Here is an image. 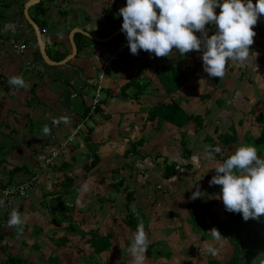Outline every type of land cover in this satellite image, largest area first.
Listing matches in <instances>:
<instances>
[{
  "label": "crops",
  "instance_id": "0c3cea01",
  "mask_svg": "<svg viewBox=\"0 0 264 264\" xmlns=\"http://www.w3.org/2000/svg\"><path fill=\"white\" fill-rule=\"evenodd\" d=\"M27 1L3 0L8 6L1 5L7 17L0 20V107L4 106L0 110V160L3 159L0 187L18 185L29 177H35L37 182L25 198L12 199L10 206L0 196L5 202L0 206V256H3L0 264L8 255H22V264H103V261L108 264V253L94 254L88 241L92 234L109 235L113 240L112 250L116 247V230L110 235L108 221L114 210L124 206L125 193L114 191L112 176L115 172L116 181L126 177L135 180L127 186L128 192L132 189L130 193L137 198L130 208L133 212L139 207L145 215L147 237L152 229L162 228L157 225L159 211L155 216L149 212L151 202H158L156 207H161L171 217V212L184 209L191 201L197 187L202 196L213 189L221 192V186L207 183L208 178L216 174L215 167L222 163L209 158L211 143L230 126L239 137L245 133L258 136L264 127V112L260 111L259 116L253 109L264 104V46L252 44L251 58L245 65L229 61L222 78L210 77L203 70V45L201 51L193 50L183 56L175 48L168 57H155L154 53L143 50L132 55L125 34L120 32L123 21L119 9L126 4L121 0H41L44 14L37 15L34 5L29 7L28 16L44 30L40 34L50 61L47 63L41 56L34 29L23 13ZM156 11L158 13V9ZM214 11L218 15L220 9ZM205 28L209 37L216 32L214 23ZM253 31L264 36V15L258 17ZM86 33L98 41L88 44L90 39L84 38ZM101 39L107 41L103 43ZM71 40L76 55L68 59L73 55ZM19 44L25 46L22 52L16 48ZM118 49L123 53L107 66L104 88L99 94L100 105L91 113L95 95L93 82L103 64L116 55ZM178 71L181 73L174 74ZM164 72L172 74V78L163 77ZM187 72H191L189 78L184 75ZM12 76H22L29 87L14 89L8 84ZM179 79L183 82L175 87L174 82ZM23 102L26 109L20 111L17 103L22 105ZM172 102L187 115L201 117L203 126L196 129L193 122H188L184 129L178 130L158 117L150 118L154 107ZM50 118L54 119V124ZM55 122L62 126L57 128ZM40 124L51 127L49 135L43 131L37 134L26 131L32 126H37L39 131ZM77 126L81 130L71 146H67L71 150L69 162L72 165L68 171L74 170L80 158L82 166L89 160L88 138L96 144L100 162L83 175H79L75 167L74 172L79 177L71 172L74 173L73 189L64 204L73 209L66 212L68 221L57 224L60 213L54 209L53 197L61 191L59 183L63 174L54 173L49 166L38 174L37 164L32 160L37 157L42 161L57 152ZM179 134L186 148L180 145L182 136ZM140 139L142 145L136 148L139 153L130 154L131 143ZM28 143H36L38 147H30ZM62 155L58 154L55 162H65ZM166 164H175L178 170L169 179L163 175ZM29 171L31 173L27 174ZM107 178L112 184H108ZM94 180L100 182L97 187L89 184ZM147 182L148 190L144 193L143 185ZM79 186L85 188L84 193L77 191ZM102 190L107 191L106 195H101ZM148 194L152 201L146 200ZM13 208H18L22 217H26L22 231L8 226ZM121 218L122 214L120 221L113 219V222H120L126 234L127 227ZM70 223L79 230L68 232L66 228ZM128 235L133 236L129 229ZM128 235L125 236L131 238ZM63 237L69 240L66 245L59 247L52 242ZM145 260L153 261V258L145 256Z\"/></svg>",
  "mask_w": 264,
  "mask_h": 264
},
{
  "label": "clouds",
  "instance_id": "9594fccd",
  "mask_svg": "<svg viewBox=\"0 0 264 264\" xmlns=\"http://www.w3.org/2000/svg\"><path fill=\"white\" fill-rule=\"evenodd\" d=\"M216 8L220 9L218 15ZM119 15L123 21L121 31L132 55L143 50L155 57H168L175 48L183 56L193 50L201 51L203 45V70L210 77L222 78L229 61L243 66L251 58L249 48L256 35L253 27L258 17L264 15V0H256L255 4L252 0H126ZM213 23L216 32L209 37L205 26ZM196 32L201 34L199 38ZM8 84L14 89L29 87L22 76H12ZM48 132L44 127V133ZM215 172L209 185L221 186L215 198L222 201L226 211L241 214L245 222L264 216V157L258 156L257 147L238 145L234 153L215 167ZM202 194L197 187L190 198L195 200ZM4 203L0 200V206ZM25 221L19 209L13 208L7 223L22 231ZM207 233L216 241L224 239L216 228ZM149 244L140 221L127 248L131 264H145Z\"/></svg>",
  "mask_w": 264,
  "mask_h": 264
},
{
  "label": "trees",
  "instance_id": "16d2710c",
  "mask_svg": "<svg viewBox=\"0 0 264 264\" xmlns=\"http://www.w3.org/2000/svg\"><path fill=\"white\" fill-rule=\"evenodd\" d=\"M3 0H0V20L7 17L5 7L8 6L6 3H2ZM256 3V0H254L253 4ZM1 5L4 7L2 8ZM37 15H43L45 12V9L43 8L41 2H39L34 7ZM20 13H22V9H20ZM36 22V21H35ZM181 72H176L175 74H180ZM186 77L191 76V72H187ZM185 80V77L183 78ZM182 79V80H183ZM178 80L176 83L174 82V86L177 87L179 84H181L183 81ZM126 88L128 84L125 85ZM261 113H259V116ZM259 116L256 117V119L259 120ZM155 117H158L159 120L163 122L170 123L178 130L184 129L185 126L188 125V122H193L195 124L196 129H200L203 126V122L201 117L196 115H187L177 103L172 102L171 104H162L157 107H154L152 110V113H150V118L154 119ZM259 123V122H257ZM227 130V131H226ZM224 131L223 134L218 136L217 141H212L211 143V151L214 148H219V152L212 151L211 159L217 160L223 163V161L232 153L235 152L238 145L241 144H251L258 149V156L264 157V127H262L259 131L258 136H252L250 133L242 134L241 137L238 136L237 131L233 126L228 127ZM91 133V130H90ZM87 149H88V159L84 165L82 166V170L84 172H90L94 167L98 165L100 162L98 153L96 152V144L93 143L90 138L87 139ZM142 139H140L137 143H131V149L128 151L132 154L137 153V146L142 145ZM180 145L186 148V144L183 140V136L180 139ZM222 147V148H221ZM187 150V149H186ZM127 155V153H126ZM3 160V159H2ZM2 160H0V166L2 164ZM71 164L68 162H63L59 164L58 167H53L52 170L54 173H61L63 174V180L59 183V188H61V191L56 194L53 198H55L56 206L54 209L58 210L59 217L57 218V224H60L62 222L68 221V217L66 212L71 211L73 208L66 206L64 204L65 198L69 196L71 189H73V178L66 175L67 171L71 169ZM19 170V169H17ZM15 170V171H17ZM178 170L175 167V164L168 165L166 164L164 168V177L166 179H169L170 177L177 174ZM29 171L27 174H30ZM33 175V173H32ZM115 174L112 176V180L114 183L112 184L115 193L121 192L125 193L124 198V206L122 207L123 212L122 214V222L124 226H126L131 232H135L137 225L140 221H143L144 228L146 227V217L142 213V210L137 207L133 212H131V204L136 202V196L135 194L128 192L127 185L129 184L130 180L129 178H121L118 181L115 178ZM31 176V175H30ZM131 179V177H130ZM129 180V181H128ZM6 187V186H4ZM214 201H209V204H206L205 202H188L185 204L184 209L188 210L190 219L196 218L199 225H203L202 218H208L212 221L211 223V229L216 228L222 238L227 240V244L231 246V252L229 257L223 260H218L216 258H211L207 261V264H261L262 261H264V216L260 217L258 220L249 219L248 221H244L242 219V215L239 213H230L228 211H225L226 218L221 219L218 217L217 213L214 212L211 209V206H213ZM58 206V207H57ZM180 210V209H179ZM177 210L171 212L172 217H180V211ZM200 212V215H199ZM202 216V217H201ZM257 225L258 229L255 227ZM195 226V225H193ZM207 225L204 226L203 230L205 231L207 229ZM68 232L70 231H78L79 228L77 225H72L70 223L68 227L66 228ZM65 230V231H66ZM202 232V236H200V239L202 241L210 240L213 237L211 234ZM239 231H243L245 233V239L241 238L238 234ZM57 246H63L66 245L69 240L66 237H63L61 239H53L52 241ZM89 246L94 254H100L103 252H108L111 250V247L113 246V240H111V237L109 235H104L102 237L97 236L96 234H92L91 239L88 241ZM146 256L148 258H153V260L158 258H170L169 253H163L160 250L153 249V244H149V247L146 252ZM23 257L22 255L17 256H11L8 255L5 257L3 264H22ZM25 262V261H24ZM179 264H194L191 261H183Z\"/></svg>",
  "mask_w": 264,
  "mask_h": 264
},
{
  "label": "rangeland",
  "instance_id": "374dc122",
  "mask_svg": "<svg viewBox=\"0 0 264 264\" xmlns=\"http://www.w3.org/2000/svg\"><path fill=\"white\" fill-rule=\"evenodd\" d=\"M121 1L126 3V0H121ZM217 10H218V8H217ZM63 13H64V11H63ZM114 15H115V13H114ZM39 20L41 21L40 18H39ZM84 38H86V40L88 38L90 39L88 41V44L93 42L92 41L93 39H91L90 37H88L86 35H84ZM116 53H117V51L115 52V54ZM163 77H171L172 78V74L169 76L168 74H166V72H164ZM0 103H2V102L0 101ZM3 107L4 106L0 107V110H2ZM17 108L20 111H21L22 108L26 109L25 102H23L22 105H20V103H17ZM253 109H254V113L255 114H258L260 111L264 112V104L259 106V108H256L254 106ZM46 118H47V116H46ZM50 119L52 120L51 123H53L54 119L53 118H50ZM62 119H64V118H62ZM41 120H42V117H40V121ZM42 122H43V120H42ZM42 124H40V126H39V129H38L39 131L36 130L37 126L29 127V128L26 129V131L27 132L31 131L33 134H37L38 132H41V133H42V131L44 132V127H47L49 129V132L46 135H49L51 127L48 126V125L44 126ZM55 126L57 128H59V127L62 126V124H58V123L55 122ZM80 130H79V132H80ZM62 133H64V132H62ZM27 134H29V133H27ZM181 136H182V134H179V137H181ZM28 145L30 147H36V148L38 147L36 143H28ZM70 151H71L70 148H67L65 150V153L62 155L63 159L64 160L66 159V162H68V163H70L69 162ZM83 151H85L83 153H87L86 150H83ZM122 152H123V149H122ZM137 153H139L138 150H137ZM130 154H132V153H130ZM127 157L128 156H126V158ZM46 159L47 158H43L42 161L41 160L38 161L37 157H36V158H34L32 160V161H34V163L37 164L35 169H36V172L38 174L45 167H48V166L49 167H58L59 164H60V162L58 160H56V162H55V159H54L52 165L47 164L46 163ZM138 162H140V160H138ZM126 163H127V161H126ZM75 167L78 168L77 173L79 175H83L84 174V170H82V160H81V158L79 159V162L76 165H74V170H75ZM74 170H72V171L74 172ZM32 171H34V170H32ZM72 171H68L66 173V175H68L69 177L71 176L72 178H74V173L75 172L73 174H71ZM77 173H75L76 176H78ZM207 174L208 173H206L205 175H207ZM33 175H36V173H33ZM205 175H204V177H205ZM59 176H61V175H58V177ZM211 178H212V175H211V177L208 178V182H207L208 184H209V181L211 180ZM142 179H143V177L140 178V180H142ZM107 181H108V184L111 183L109 178H107ZM98 182H99V180L98 181L94 180V181L89 182V184L93 183L92 185H94V187H97V183ZM102 182L105 185L104 180ZM133 183H135V180H133V177H132L130 179L129 184H133ZM147 184H148V182L143 185V190L142 191L144 193H147V190H148L147 189L148 188ZM78 190H80V193H84L85 188L83 186L82 187L79 186L77 191ZM108 191H110V190H108ZM106 193H107V191L102 190V194L101 195L104 196V195H106ZM219 194L220 193H219L218 189H213L212 192L204 193V195L201 196L198 199H195V200L191 199V203L199 201V202H205L206 204H209V201L212 200V201H214L213 202L214 205L211 206V209L214 212L217 213L219 218L225 219L226 218L225 207H224V205H223L221 200L215 198ZM146 198H147L146 200L148 202L153 200L151 197H150L151 199H149V194H148V196ZM182 198L184 200L183 196H182ZM181 200L182 199L179 198V202ZM155 202L156 201H153L154 206H153L152 202L150 203L149 208L151 207V211H149V212H150V214H154V216H155V214H157L158 211H159L160 214L158 215L157 218L160 219V222H158L157 225L159 224L160 227H162V228H160V229H152L151 233L148 234L149 235L148 239H149L150 243L153 244V249L160 250L163 253H169L171 256H170L169 259L163 258V257L158 258L157 261H156V259H155V261L154 260L153 261L145 260V264H179V263H181L183 261H191L194 264H207V261L209 259H211V258H216L218 260H223V259H226L227 257H229L230 252H231V246L229 244H227V240L222 239L220 241H216V240H214L212 238L210 240L202 241L200 239V236H202V234H203L202 232L204 231L203 228H204L205 225H207V227H208L204 231L205 233H207V232H209L211 230L212 221L210 219L202 218L201 220L204 223L201 226V225H199V223H198L196 218L190 219L189 212H188V210H185V209H181L180 210V217H177V218L176 217H172V216L170 217L168 214H165L166 212H164L161 207H156V206H159V205H158V202L157 203H155ZM148 204L149 203L145 204L147 209H148ZM160 206H162V204ZM117 209H118V211L114 210L113 213L110 214L109 221H108V230H109L110 235L114 234V230H116V234L115 235H116V237H118L117 241H115V243L117 242L116 243V247L113 250H112V247H111V251L110 252H106L108 254L110 253L109 257H108V254H106L107 255V259H109V260H107L108 264H121L124 261L131 262V257L128 256L129 254H128L127 248L130 245V239L132 238V236L128 235V229L127 228L125 230L126 234H124L123 226L121 224H119L120 222H118V223L117 222H115V223L113 222V219H117L115 221H120L122 208L119 207ZM118 213H119V215H118ZM199 215H200V212H199ZM193 225H195V226H193ZM166 227H167V229L165 230ZM255 227L258 229L257 225H255ZM160 231H165V233L160 232ZM105 233H106V231H105ZM238 234H239V236L241 238L245 239V233H243V231H239ZM125 235H128L131 238H128ZM210 248L212 249L211 252L209 251ZM0 257H1L0 259H3V256H0ZM103 264H105L104 261H103Z\"/></svg>",
  "mask_w": 264,
  "mask_h": 264
},
{
  "label": "built area",
  "instance_id": "2783aa9c",
  "mask_svg": "<svg viewBox=\"0 0 264 264\" xmlns=\"http://www.w3.org/2000/svg\"><path fill=\"white\" fill-rule=\"evenodd\" d=\"M44 32V30L42 31ZM199 38L200 36L197 35ZM253 44L264 46V36L262 35H255L253 37ZM16 48L19 52H22L25 49V46L23 44L16 45ZM122 51H118L116 55L112 56L108 61H106L103 66L100 68L99 73L97 77L95 78V81L93 82V88H94V98L91 102L90 106V112L93 113L95 109L100 105V92L104 88L103 81L105 78V75L107 74L108 70L106 69L107 66L114 61L118 54H121ZM62 122L63 119H60ZM80 130V126H77L73 129V131L66 137L65 141L60 144V148L57 152H54L46 159V163L52 165L54 158L60 154V153H65V150L67 146H71V143L73 142V139H75L76 135L78 134ZM37 179L35 177H30L26 181L12 186V187H0V196L7 201L8 206H10V201L14 198H25L28 194V191L32 189L33 186L36 185ZM132 189H130L131 191Z\"/></svg>",
  "mask_w": 264,
  "mask_h": 264
},
{
  "label": "water",
  "instance_id": "95a60500",
  "mask_svg": "<svg viewBox=\"0 0 264 264\" xmlns=\"http://www.w3.org/2000/svg\"><path fill=\"white\" fill-rule=\"evenodd\" d=\"M41 0H28L27 1V3H25V5H24V8H23V13H24V16L26 17V20L29 22V24L31 25V27L34 29V32H35V36H36V41H37V44H38V47H39V50H40V53H41V56H42V58L44 59V61H47V63L48 62H50L49 60H48V58H47V55H46V52H45V49H44V41H43V39H42V36H41V34H40V29H39V27L37 26V25H35L34 23H33V21L30 19V17L28 16V9H29V7H31V6H34V5H36L37 3H39ZM120 32H122L121 30H120ZM119 32V33H120ZM86 36H88V37H90L91 39H93V41H98V40H95L94 39V37H92L91 35H89V34H86ZM109 38H111V37H109ZM109 40V39H108ZM72 41V40H71ZM101 42H106L107 40H105V39H101L100 40ZM72 45H73V55H71L68 59H70V58H72L74 55H76V47H75V44H74V42L72 41ZM67 59V60H68Z\"/></svg>",
  "mask_w": 264,
  "mask_h": 264
}]
</instances>
